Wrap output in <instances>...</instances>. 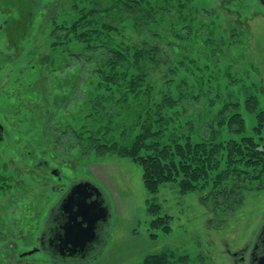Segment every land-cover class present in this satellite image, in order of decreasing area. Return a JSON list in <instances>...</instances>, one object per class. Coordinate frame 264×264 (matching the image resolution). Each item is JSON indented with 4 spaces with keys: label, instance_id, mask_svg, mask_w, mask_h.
<instances>
[{
    "label": "rangeland",
    "instance_id": "1",
    "mask_svg": "<svg viewBox=\"0 0 264 264\" xmlns=\"http://www.w3.org/2000/svg\"><path fill=\"white\" fill-rule=\"evenodd\" d=\"M30 1L0 0V12L6 10L9 17L1 32H6L9 46L19 44L26 34L24 53L33 55L37 69L48 75L43 93L51 121L45 123L47 130L40 127L37 133L31 127L33 132L26 128L21 132L20 127L28 125L29 105L13 113L10 109L18 105V97L28 99L20 89L29 84L30 75L20 79L22 67L11 59L3 66L8 53L0 47V264H141L162 252L176 260L186 257V264H241L235 256L259 241L264 225V190L245 191L238 209L230 199L221 197L215 203L208 197L210 187L182 194L172 182L150 195L138 164L116 154L97 153L75 135L96 129V113L104 120L98 124L102 127L110 122L108 115H114L108 129L121 144L128 116L146 109L145 115L154 112L155 121L159 114L172 122L166 121L170 125L163 128L161 144L182 132L194 142L207 138L210 125L220 131L218 142L253 136L257 115H264V0H148L154 7L169 5L181 17L172 28L175 44L160 47L167 54L161 63L148 64L143 75L101 61L110 49L132 55L140 40L134 23L116 9L93 14L104 28L89 51L78 34L66 36L61 29L56 34L53 24L56 20L69 29L78 18L73 3L91 8L97 0H59L61 11L51 12L50 2L44 0H35L29 10ZM40 9L50 15L41 23L33 16ZM2 15L0 21L6 18ZM57 41L63 44L54 46ZM84 59L88 64L80 65ZM251 97L256 98L253 111ZM168 99L175 106L161 108ZM229 111L244 120L242 133L227 125L218 128ZM81 181L99 189L109 214L102 222L100 245L77 260L60 257L46 245L42 248L40 238L45 228L55 229L51 221L64 193L61 189ZM152 204L159 207L156 214L149 210ZM163 216L171 217L170 232L151 230L150 223Z\"/></svg>",
    "mask_w": 264,
    "mask_h": 264
},
{
    "label": "trees",
    "instance_id": "2",
    "mask_svg": "<svg viewBox=\"0 0 264 264\" xmlns=\"http://www.w3.org/2000/svg\"><path fill=\"white\" fill-rule=\"evenodd\" d=\"M44 1L51 4L47 7L49 12L52 10L61 11V5L59 6L61 1ZM30 4L29 10L30 7L31 9L34 8L35 0H31ZM77 6V3H73V10L78 11V18L69 26L70 28L57 25L55 20V23H52L54 32L57 34L58 30L61 29L66 31V36L68 34H78L79 38L85 40L84 43L87 44L89 51L93 46L91 42L98 40L97 36L101 33V29L104 28V24L100 27L97 25L99 22L92 19L94 17L93 14L106 9H116L121 15H124L134 23V27L140 34V40L136 43L137 46L132 48V55L128 51L116 52L110 49L102 56V63L107 60V64L113 69L118 67L124 71L135 70L143 75L148 64L157 65L161 63L162 56L167 54L166 50L162 51V49L172 47V44H175L172 28L175 24L174 21H177L181 15L176 14L177 12L173 11L169 5H164L160 8L150 5L148 0H97L93 2V5H90L91 8L84 5L81 7ZM184 8L185 6H181V9ZM43 10L40 9L37 13L35 11L33 15L36 16V19L38 17L41 18L39 23L50 16L46 15L47 11L43 13ZM5 11L0 12V15L3 14L2 16L5 15L6 17L0 21V47L5 51L7 50L6 53L8 54L5 59H2V65H6L11 59L14 66L22 67L17 74L20 79L28 74L35 76L34 79L28 76V79H30L29 84H26L27 87H25L26 85L21 86L22 88L20 89H23L22 94L27 95L28 99L22 100L21 97H18V105H11L12 109L10 111L13 113V110L17 107L29 105V109L26 108L25 110L26 115H28L27 118H29L27 120L28 125L23 122L27 127L22 124L23 127H20V129L24 133L25 128L29 132H33L30 130L34 128L35 132L38 133L41 131L40 127L47 130L45 123L48 125L51 121L45 112L48 100L44 99L45 95L43 93L48 75L45 74V76L40 69H37L39 63L34 62L33 55H29V52L24 53L25 48H27L23 42L26 34H24L23 40L15 46L13 43L11 46L5 44L6 32H1L3 31L2 28L8 25L9 20ZM33 16L31 17V22ZM28 28L26 27V30ZM61 43L63 44V42L57 41L54 46H58ZM160 47L162 49H159ZM89 56L85 59H88ZM85 59L79 64H88ZM94 59L96 62L98 61L96 57ZM26 72L27 74H25ZM12 76L15 78V73ZM255 99V97H251L252 107L250 111L255 110L253 105ZM175 104L172 99H168L161 108H170L175 106ZM234 106H237V104ZM34 110L33 114L32 111ZM145 110L142 111L143 117L141 113L128 116V122H125L126 128L121 137V144L115 141V132L108 129V126L112 125L116 119L114 115H108L110 122L105 127H102L98 126V124L104 120L98 113L93 115L96 129H90L89 127L86 130H82V132L75 135L76 139L78 141H87L88 144L90 143L91 150L93 149L97 153L116 154L131 159L138 164L142 169L144 188L150 195L157 194L162 185L172 182L177 183L182 194H189L210 187L208 197L213 199L215 203L219 202L221 197L223 200L230 199L231 202L232 200L234 201L235 208L238 209L242 203L241 200L245 191L264 190V115L262 113L257 115V126L254 128V135L242 137L239 141H216L220 131L210 125L207 138L194 142L190 136L182 132L173 136V139L167 143L161 144L163 128L165 129L172 122L167 119L169 123L166 124L167 120L160 118L161 115L159 114L157 115L159 120L155 121L154 112L148 111L146 117ZM227 110L228 107H225V111ZM226 116L227 118L221 120L222 122L219 121L217 123L219 129L223 125H227L233 132L242 133L244 131V120L239 113L229 111ZM137 128L138 132L136 131ZM100 135L106 136L100 140ZM35 136L36 139L33 138V140L38 145V135L35 134ZM106 138H108L107 141ZM149 210L156 214L159 207L152 204ZM170 221L171 217L169 216L157 217L150 223V229L162 230L164 233H168L170 232ZM152 237L155 236L152 235ZM186 263V257H180L176 260L173 254L162 252L149 255L141 264Z\"/></svg>",
    "mask_w": 264,
    "mask_h": 264
},
{
    "label": "water",
    "instance_id": "3",
    "mask_svg": "<svg viewBox=\"0 0 264 264\" xmlns=\"http://www.w3.org/2000/svg\"><path fill=\"white\" fill-rule=\"evenodd\" d=\"M59 207L62 214L66 216V222L57 228L62 230L61 237L56 238L61 249H57L56 252L53 249L52 252L63 258L72 257L83 260L89 255L80 257L86 241L94 235L97 222L105 221L109 214L106 201L95 185L88 181H81L70 186L60 199ZM51 222L56 228L58 224L53 220ZM56 233L59 234L57 231ZM258 238L261 254L253 259V264H264V225L259 231ZM32 252H28V255Z\"/></svg>",
    "mask_w": 264,
    "mask_h": 264
},
{
    "label": "flooded vegetation",
    "instance_id": "4",
    "mask_svg": "<svg viewBox=\"0 0 264 264\" xmlns=\"http://www.w3.org/2000/svg\"><path fill=\"white\" fill-rule=\"evenodd\" d=\"M61 190L64 192L62 194L63 196L66 192L63 189ZM59 203H60V200L56 204L57 205L56 208H54L53 210L54 217L52 220L53 222L55 221L58 224L55 228L56 230L55 229L53 230L52 228L50 229L47 228L46 230L45 228V231L41 233V238H40L42 248H45L44 246L46 245L49 247V249H51V251L55 249V252L61 249L56 238L57 236L61 237L62 230L60 229L57 230V228L58 226L66 222V216L62 214L60 207H59ZM56 231L59 232V234H57ZM103 235H104V227L102 226V221L99 220L96 224L94 235L89 241L88 240L86 241L82 249V254H80V257L88 255L91 251L95 249V247L100 245V243L102 242ZM260 254H261V247L259 245V241H257V243L254 242L251 248L247 249V251L244 250L241 253H238L235 257H239V263L241 264H253V259L260 256Z\"/></svg>",
    "mask_w": 264,
    "mask_h": 264
}]
</instances>
